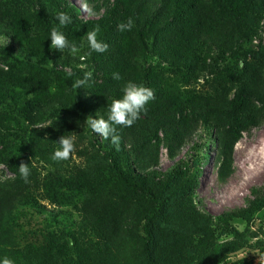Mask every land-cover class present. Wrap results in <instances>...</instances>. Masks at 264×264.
I'll list each match as a JSON object with an SVG mask.
<instances>
[{"label": "trees", "instance_id": "1", "mask_svg": "<svg viewBox=\"0 0 264 264\" xmlns=\"http://www.w3.org/2000/svg\"><path fill=\"white\" fill-rule=\"evenodd\" d=\"M262 7L264 0H101L96 8L103 11L83 18L73 0H0V35L9 42L4 51L18 64L0 71V105L13 107L28 125L44 122L56 105H78L83 97L95 105L94 113H88L90 117L106 119L113 99L122 95L129 81L154 91L155 99L146 105L138 121L131 127H117L119 150L102 137L100 146L128 194L151 199V206L137 214L145 233L136 236V251L143 264H208L210 255L201 245L190 250L189 256L183 252L170 259L159 257L160 236L153 221L166 202L193 190L197 179L193 176L182 181L168 194L175 172L164 174L166 181L161 183L160 172L152 166L159 161L161 134L169 135L166 150L173 155L199 122L209 126L216 121L223 124L219 141L227 160L241 131L257 123V116L246 114L243 104L249 96L264 100V78L257 68L246 70L250 49L244 39L254 32ZM61 11L71 17L65 27L55 19ZM129 17L134 21L132 30L119 31L118 24ZM96 25L101 29L97 38L109 45L104 53L91 52L87 44V33ZM53 27L89 55L92 78L84 88L74 87L75 81L83 78V70L72 66L70 71H61L62 63L70 64L61 58L60 51L50 48ZM206 45L231 54L232 75L240 76L231 98L225 90L201 93L188 87L190 76L199 70ZM149 55L158 56L162 65H144ZM114 72L122 79L114 80ZM2 118L0 115V146L9 151L1 161L16 178L0 182V264L5 257L14 264H123L119 245L125 236L133 238L136 234L127 232L131 223L127 202L120 201L115 192L84 198L78 206L80 221L63 228H58L57 216L51 217V211L39 201H64L65 188L69 184L75 188L71 178L55 172L36 178L30 168L29 156H45L49 145L65 136L63 118L58 117L41 131H24L19 142L14 140L12 128L1 127ZM21 162L30 169L28 183L20 177ZM251 191L255 194L257 189ZM263 208L264 199L255 197L247 199L244 206L206 215L224 224L249 220ZM27 213L43 216L47 223L37 230L35 240L23 241L19 219Z\"/></svg>", "mask_w": 264, "mask_h": 264}, {"label": "rangeland", "instance_id": "2", "mask_svg": "<svg viewBox=\"0 0 264 264\" xmlns=\"http://www.w3.org/2000/svg\"><path fill=\"white\" fill-rule=\"evenodd\" d=\"M73 1L80 6L83 18L97 16L103 11V8H96L101 0ZM8 43L7 38L0 35V71L6 70L10 64H17L15 57L8 56L4 51ZM244 44L250 49L246 70L257 68L264 78V7L257 16L254 32L244 39ZM15 54L16 50L13 51ZM61 58L70 64L62 63L61 71H70L74 66L85 73L92 72L91 59L83 48H79L75 55L62 51ZM143 64L157 66L162 62L158 56L149 55ZM232 65L230 52L206 45L199 70L190 76L188 87L201 93L225 90L228 98H231L237 91L236 84L240 77L232 75ZM94 106L89 97H83L80 104L74 103L67 108L56 105L44 122L30 126L13 107L0 105V115L3 116L1 127L12 128L14 140L19 142V134L24 131L35 128L41 131L43 128L40 126L62 117L65 137H75L72 157L54 161L52 154L59 147L58 143H54L49 145L45 156H29L30 168L36 178L42 179L50 172L60 174L62 178H71L75 188L70 184L65 188L67 198L64 201L54 202L43 198H39V201L51 211V217L57 216L58 228H63L71 222L77 224L80 221L78 206L84 198L96 193L115 192L120 201L127 202L126 212L131 220L127 232L136 234L133 238L124 237L125 241L119 245L120 259L123 264H143L136 251V236H144L145 233L137 214L138 210L149 208L152 202L151 199L130 196L110 169L111 164L100 147L101 137L94 134L85 122L88 113H94ZM243 107L246 114L257 116L258 120L255 125L241 131L227 160L219 141L223 124L216 121L209 126L199 122L195 131L183 145L176 148L173 155L166 150L169 135L161 134L159 161L152 167L160 172L161 183L166 181L164 174L175 172L174 181L170 182L166 192H173L179 183L193 176H196L197 186L180 198L166 202L154 219L155 231L160 236L159 257L170 259L183 252L189 256L190 250L201 245L207 247V254L210 255L208 264H264V208L249 220H231L224 224L206 215V212L216 214L228 208L244 206L247 199H264V100L249 96ZM8 151V147L0 146V182L3 183L14 181L11 177L16 178L1 161ZM251 188L257 189V192L254 194ZM192 212L195 213L187 217ZM19 222L24 228L20 240L26 241L35 240L37 230L43 229L47 220L43 216L27 213L20 217Z\"/></svg>", "mask_w": 264, "mask_h": 264}, {"label": "clouds", "instance_id": "3", "mask_svg": "<svg viewBox=\"0 0 264 264\" xmlns=\"http://www.w3.org/2000/svg\"><path fill=\"white\" fill-rule=\"evenodd\" d=\"M61 27L67 26L71 23V17L66 12H58L56 17ZM118 30L121 32L131 31L134 27V21L129 17L125 22L118 24ZM101 29L99 25H96L91 31L87 33L86 40L91 52L104 53L108 50L109 45L99 40L98 34ZM50 48L62 52L68 49L73 55H75L79 48L76 44L70 43L66 36L56 27H53L50 32ZM69 75H72L69 72ZM92 78L91 72H86L83 78H79L75 81V88H84V85ZM114 80H121L120 73L114 72L112 74ZM155 99V93L152 89L136 84L134 82H127L123 89L122 95L119 98L113 99L109 106L107 118H94L88 116L86 118V124L92 132L102 137L105 140H109L110 143L115 146L116 150H119L121 141L120 135L117 133V127H131L141 117L142 112H146V105L150 101ZM42 125L40 128L49 126ZM59 147L56 148L52 154L54 161H64L72 157L75 151V137L74 136H61L58 140ZM21 179L25 183L29 182V176L31 174L28 164L21 162L18 166ZM15 179V177H11ZM2 264H14L13 260L5 257Z\"/></svg>", "mask_w": 264, "mask_h": 264}]
</instances>
